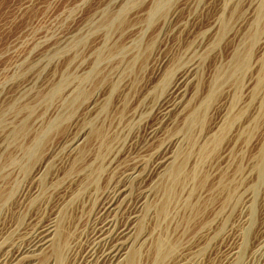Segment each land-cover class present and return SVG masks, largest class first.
I'll list each match as a JSON object with an SVG mask.
<instances>
[{"label": "rangeland", "instance_id": "obj_1", "mask_svg": "<svg viewBox=\"0 0 264 264\" xmlns=\"http://www.w3.org/2000/svg\"><path fill=\"white\" fill-rule=\"evenodd\" d=\"M174 12L181 27L169 31ZM103 18L113 25L104 27ZM196 59L188 113L159 133L143 158L132 155L131 163L143 164L169 146L176 157L167 172L181 166V176L155 172L147 180L153 197L129 253L135 264H158L162 242L173 251L161 264H221L232 242L237 254L226 264H264V0H0L5 241L20 239L29 210L42 203L57 217L65 246L62 257L48 253L41 264H78L116 179L109 167L127 152L137 122ZM97 91L99 106L91 110L87 99ZM195 109L204 120L190 134L185 123ZM83 131L88 157L80 161L70 148ZM30 147L35 157L24 155ZM23 190L26 208L17 215L13 204Z\"/></svg>", "mask_w": 264, "mask_h": 264}, {"label": "bare ground", "instance_id": "obj_2", "mask_svg": "<svg viewBox=\"0 0 264 264\" xmlns=\"http://www.w3.org/2000/svg\"><path fill=\"white\" fill-rule=\"evenodd\" d=\"M110 20L111 19L107 21L104 19L103 21L101 20L100 23L104 24V27H106L105 25L109 23L107 26L111 27L113 25V22L111 23ZM166 20L169 31H171L173 28L175 29V27H181L178 14L176 12L168 16ZM197 26L196 24H194L191 31L195 30ZM217 26L218 24L214 25L208 30V40L211 41L215 37H217ZM225 26L222 25V27ZM199 65L200 60L196 59L192 63L180 69L179 73L176 75L175 81L171 84L168 91L165 93V95H163L161 99H159L152 112H148L151 114L147 113L149 115L148 119H145L144 122H137L136 127H134L135 129L133 128L134 131H131L133 132V139L126 146L125 150H127V152H124L122 149L121 152L123 153H118V155H120L119 157H121L120 160L116 158L113 161L112 165L109 164L111 165V167H109L111 170V174L114 172L116 174V179L107 187L106 191L104 192L102 198L103 203L100 207L101 210L98 212L99 216L94 221L95 228L92 233L93 235H91L90 233V236L92 237H89L87 241H85L86 243L79 251L78 264H135L136 257L134 255H130L129 253V249L135 244L136 241L133 240V238L135 237V233L133 232L135 231L136 227L139 226L142 219H144L143 213L148 205L149 200L153 197L150 189L151 181L147 182V180H152L151 176L155 172H159L161 175L163 174V176L168 174V177L171 178L172 181H177L181 176V166L176 169H170V171L167 172L169 170L168 167L172 165V163L174 162L173 160L176 157V153L174 154V152H171L169 146L162 147L160 150L152 153V155L150 154V160H147V162L143 164H140V160V162H138L137 160L138 164L131 163L133 160L132 155L138 156L142 153L147 152L152 143H154V141L158 137L159 133L163 132V130L165 129L171 127L173 128L176 124L177 119H179L189 109L190 102L193 99V91H190V89L193 86L195 78L198 74ZM82 83L85 82L83 81ZM81 88L82 87H80V91L82 90ZM95 88L96 87H94V90H96ZM101 89L103 90L102 87ZM101 89L99 91L102 93ZM80 91H78V93ZM99 91L94 94V97L92 99L88 100L90 97H88V99L86 98L88 101L87 106L91 110L95 109L97 107L98 100L100 101L101 95L99 97ZM81 94L80 97L85 95L83 90ZM143 112H145V110ZM203 120L204 114H201L200 109L191 111L187 122L185 123L186 127L190 131V134H192L193 131L203 123ZM86 133L87 132L83 131L80 134L76 135L71 148L69 147L70 155H75L80 159V161H84V159L88 157L87 150L82 151L81 149L83 143L86 142ZM188 134L189 133H187L186 136ZM181 139L182 138L178 140L177 144L185 145V141ZM124 145L122 148L125 147ZM186 145H188V143H186ZM33 147H30V149L28 150L25 149L24 155L28 157H35L36 148ZM120 149L121 148H119V150ZM119 150L117 152H119ZM143 157L141 155V158ZM173 165H175V163ZM40 174L41 168H39L38 166L35 171L33 170L32 176L28 180V187H30L36 181L34 179L37 178V176H39ZM95 176L96 175H94V179ZM99 180L97 178L98 183ZM25 191L26 190H23L18 193L19 200H17L18 197L15 198L13 209H16L15 211L16 213H18L17 215H20L21 212L24 213L23 209L26 208L25 202L28 193ZM169 191L170 190H168V193ZM27 216L28 217L25 222V227L20 229V231L18 232L20 235V239L13 240L11 242L9 241L7 243L4 236L8 231L4 232L5 234L1 233L0 264H41L43 262L42 258L45 257V254L52 253V256H61L65 236L62 232L59 231L57 217L51 213H49L48 215L45 205H42V203L37 204L34 209L29 210ZM234 246L235 245L232 242L228 243V247L225 251L227 254L225 255V259L221 262V264H226L227 260H230L237 254ZM157 248L158 264H161L170 256L173 249L167 243L162 242L157 245Z\"/></svg>", "mask_w": 264, "mask_h": 264}]
</instances>
